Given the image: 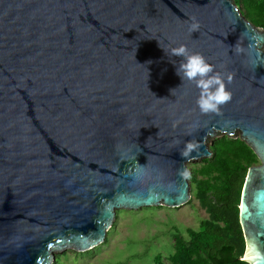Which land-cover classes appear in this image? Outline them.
I'll use <instances>...</instances> for the list:
<instances>
[{
	"label": "water",
	"instance_id": "obj_1",
	"mask_svg": "<svg viewBox=\"0 0 264 264\" xmlns=\"http://www.w3.org/2000/svg\"><path fill=\"white\" fill-rule=\"evenodd\" d=\"M181 44L225 76L221 114L176 74ZM223 134L260 161L240 224L243 261L264 264V29L233 0H0V264H55L102 245L118 210L184 206L188 163Z\"/></svg>",
	"mask_w": 264,
	"mask_h": 264
},
{
	"label": "trees",
	"instance_id": "obj_2",
	"mask_svg": "<svg viewBox=\"0 0 264 264\" xmlns=\"http://www.w3.org/2000/svg\"><path fill=\"white\" fill-rule=\"evenodd\" d=\"M242 15L264 29V0H233ZM213 156L190 176L201 206L209 214L188 238L178 233L171 264H248L243 261L246 242L240 224V202L250 167L258 163L254 151L227 135L216 140ZM59 264L60 260L56 261ZM161 264L160 258H155Z\"/></svg>",
	"mask_w": 264,
	"mask_h": 264
},
{
	"label": "rangeland",
	"instance_id": "obj_3",
	"mask_svg": "<svg viewBox=\"0 0 264 264\" xmlns=\"http://www.w3.org/2000/svg\"><path fill=\"white\" fill-rule=\"evenodd\" d=\"M224 136L214 138L209 149ZM204 160L188 163L191 200L187 204L179 208L160 206L137 211L118 210L102 245L87 252L66 250L58 253L59 264H156L157 257L161 264H171L169 258L175 253L176 235L179 233L188 238L189 228L198 229L200 221L209 218L190 179L192 172L204 165ZM259 164L260 161L256 165Z\"/></svg>",
	"mask_w": 264,
	"mask_h": 264
},
{
	"label": "clouds",
	"instance_id": "obj_4",
	"mask_svg": "<svg viewBox=\"0 0 264 264\" xmlns=\"http://www.w3.org/2000/svg\"><path fill=\"white\" fill-rule=\"evenodd\" d=\"M199 25L193 23L191 30H197ZM234 50L239 54L243 51L240 44L234 45ZM171 55L181 57L179 64H176V74L182 81L188 80L199 89V96L196 104L202 114H221V107L232 99V93L227 89L225 76L214 70V66L198 52H190L187 46L181 44L171 49ZM175 64V63H174ZM233 75L227 74V81L231 83ZM174 89L171 90V93ZM200 144L195 140L184 142V147L180 149L183 158H189L192 153L198 152ZM187 175V171H182Z\"/></svg>",
	"mask_w": 264,
	"mask_h": 264
}]
</instances>
